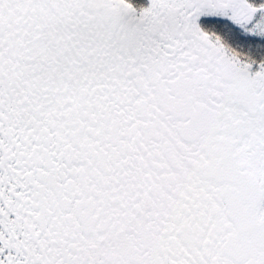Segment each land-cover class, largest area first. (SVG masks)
<instances>
[{"label":"snow or ice","instance_id":"1","mask_svg":"<svg viewBox=\"0 0 264 264\" xmlns=\"http://www.w3.org/2000/svg\"><path fill=\"white\" fill-rule=\"evenodd\" d=\"M0 264H264V0H0Z\"/></svg>","mask_w":264,"mask_h":264},{"label":"flooded vegetation","instance_id":"2","mask_svg":"<svg viewBox=\"0 0 264 264\" xmlns=\"http://www.w3.org/2000/svg\"><path fill=\"white\" fill-rule=\"evenodd\" d=\"M136 6H147V0H132Z\"/></svg>","mask_w":264,"mask_h":264}]
</instances>
